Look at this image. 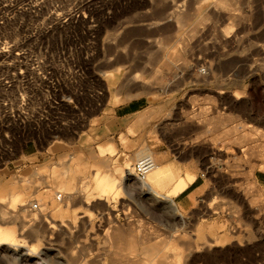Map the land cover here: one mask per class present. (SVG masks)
<instances>
[{
  "label": "rangeland",
  "instance_id": "obj_1",
  "mask_svg": "<svg viewBox=\"0 0 264 264\" xmlns=\"http://www.w3.org/2000/svg\"><path fill=\"white\" fill-rule=\"evenodd\" d=\"M222 2L0 0V181L13 182L3 193L0 187V194L38 186L39 193L28 191L37 201L58 177L75 191L72 199L63 196V217L45 204L54 230L42 219L23 231L22 217L8 209L14 219L9 215L0 224L24 232L21 241L37 255L0 252V264L141 263L147 249L166 241L177 249L180 264H264V200L246 213L243 199L258 195L250 184L264 171V0ZM171 64L184 68L161 69ZM117 66L111 89L119 93L118 103L110 106L139 99L144 110L125 120L109 110L104 123L95 119L89 129L69 134V119H82L69 109L75 99L99 95ZM135 76L149 86L132 84ZM103 93L110 102V90ZM123 128L127 134L117 136ZM27 142L31 156L24 151ZM108 142L115 151L101 156ZM143 146L202 181L205 191L184 222L134 177L122 180L115 196L96 189L94 173L109 174L114 165L132 168ZM79 156L87 164L82 173L74 167ZM20 177L32 183L20 184ZM50 202L60 203L54 195ZM213 222L226 225L218 237H234L224 248L200 245L207 242L198 225Z\"/></svg>",
  "mask_w": 264,
  "mask_h": 264
},
{
  "label": "bare ground",
  "instance_id": "obj_2",
  "mask_svg": "<svg viewBox=\"0 0 264 264\" xmlns=\"http://www.w3.org/2000/svg\"><path fill=\"white\" fill-rule=\"evenodd\" d=\"M31 1V0H30ZM207 2H209L210 0H206ZM229 1V2H228ZM230 1H237V0H223V2L220 4V5H222V4H225V6H226V3L228 2V3H230ZM45 2V1H44ZM61 2V1H60ZM53 3V2H52ZM235 3V2H234ZM233 4V3H232ZM234 5V4H233ZM237 5V4H236ZM228 6H230V5H228ZM43 7V6H42ZM222 7V6H221ZM225 10H226V8H224ZM223 9V10H224ZM69 10V9H68ZM66 12V11H65ZM61 14V13H60ZM204 14H206V13H204ZM203 14V15H204ZM55 15V14H54ZM175 15V14H174ZM206 15H208V14H206ZM204 16V19H201V20H207V16ZM176 17V16H175ZM174 21V20H173ZM178 21V20H177ZM199 21H200V19H199ZM176 22V21H175ZM184 22V21H183ZM2 23V22H1ZM199 23V22H198ZM56 24V23H55ZM66 25V24H65ZM168 27V26H167ZM164 28V27H163ZM220 36V35H219ZM226 36V35H225ZM225 36H224V38H225ZM229 37V36H228ZM227 39V38H226ZM236 40V39H235ZM229 42V41H228ZM187 44V43H186ZM17 46V45H16ZM185 47V46H184ZM6 49V48H5ZM186 49V48H185ZM4 51V50H3ZM187 51V50H186ZM185 51V52H186ZM183 53V52H182ZM3 56V55H2ZM117 57V56H116ZM121 59V58H120ZM123 60V59H122ZM172 60V59H171ZM179 60H181V59H179ZM111 61V60H110ZM115 61V60H114ZM122 62V61H121ZM163 63V62H162ZM171 63H172V61H171ZM148 67V66H147ZM170 68H172V67H170ZM169 68V69H170ZM168 69V68H167ZM169 69H168V71H169ZM176 71V70H175ZM175 73V72H174ZM114 78V77H113ZM135 78H136V76H135ZM137 78H139V77H137ZM138 80V79H137ZM136 80V81H137ZM141 80V79H140ZM133 83H137V82H135V79L133 78ZM147 81V80H146ZM139 82H141V81H138V83ZM137 83V84H138ZM143 84H146V82H142V86H144ZM151 84V83H150ZM158 84V83H157ZM160 84V83H159ZM139 86H140V83L138 84ZM135 86H137L136 84H135ZM147 86H149V85H147ZM151 87V86H150ZM141 88V87H140ZM144 88V87H143ZM131 89V88H130ZM115 96H116V94H115ZM111 103V102H110ZM115 103V102H114ZM208 121V120H207ZM233 134V133H232ZM235 134V133H234ZM243 136V135H242ZM244 137V136H243ZM239 138V137H238ZM246 138H248V137H246ZM241 139H243V138H241ZM242 141H245V140H242ZM239 142V141H238ZM248 142V141H247ZM237 143V142H236ZM240 143V142H239ZM246 143V142H245ZM244 144V143H243ZM242 144V145H243ZM245 146V145H244ZM252 150H253V148H251ZM261 149V148H260ZM262 149H263V147H262ZM255 150V149H254ZM254 150L252 151V153L254 152ZM259 152V151H258ZM260 153V156L263 158L264 157V151H260L259 152ZM255 154V153H254ZM253 155V154H252ZM255 155H257V154H255ZM147 156H150V157H152L153 158V160H154V162H155V159H154V157H153V154L151 153V152H144V154H142L141 155V157H140V160L142 159V158H144V157H147ZM260 156L258 155L257 157H259L260 158ZM263 160V159H262ZM139 161V160H138ZM262 163V162H261ZM136 164V163H135ZM134 164V165H135ZM155 164H156V162H155ZM68 168V167H67ZM132 168H133V166H132ZM132 168H130V169H128V171H126L125 173H124V175H123V178L122 179H120L119 178V176L118 175H120L121 174V172H116L117 174H116V176H113V175H111V174H105V175H103L102 174V176H98L97 177V174L95 175L96 176V189H98V190H100L101 192H103V193H106V194H110V195H114L115 196V194L117 193V190L120 188V184H121V181L123 180V179H125V180H128V181H131V180H133V177L134 178H136L135 176H134V173H133V169ZM255 168V167H254ZM254 168L253 169H251L250 170V172H249V174H250V176H252V174H253V172H254ZM67 171H68V169H66ZM74 172V170H71V168H69V172L71 173V172ZM68 172V173H69ZM80 172V171H79ZM67 173V172H66ZM82 173V172H81ZM107 173V172H106ZM35 174H36V172H35ZM99 174V173H98ZM37 175H40V173L39 174H37ZM72 175V174H71ZM115 175V174H114ZM43 176H45V174H43ZM58 176V175H57ZM67 176L69 177L70 175H68L67 174ZM168 173L166 172V171H163V170H161L158 166H157V164H156V166H155V168H154V170L153 171H151L147 176H146V178L144 179V180H140V179H138V178H136L139 182H138V185H139V187L143 190H145V191H147L148 193H150V194H152V196H154L155 198H160V197H162V193H163V190H164V185H165V180L168 178ZM39 177V176H38ZM22 178V177H21ZM24 178V177H23ZM28 178V177H27ZM57 178V177H56ZM67 178V177H66ZM39 179H41V180H44V181H46V178H43V177H41V175H40V177H39ZM196 179V176L195 175H192V174H187L186 175V177L185 178H179V181H178V183L176 184V186L170 191V192H168L169 193V195H175V194H177L179 191H181V190H183L189 183H191V182H193L194 180ZM20 180V179H19ZM25 180L27 181V182H31V180H27V179H24V182H25ZM135 180V179H134ZM13 183V182H12ZM23 183V182H22ZM32 183V182H31ZM72 183V182H71ZM176 183V182H175ZM11 184V183H10ZM21 184V183H20ZM23 185V184H22ZM54 185H56V186H50V185H48L47 186V189H46V191H44V193L42 194V196H40V198L37 200V201H33L32 200V198H31V195H29V193H28V191H32V192H34V193H39V191H40V187H38V186H34V189H33V187L31 188V187H29V186H27V187H24V189H19V190H15V191H13L10 195H6V196H3V195H1L0 196V223H2L3 225H4V223H7L8 221H9V215H10V212L8 211V209H10V210H12V211H16L17 212V214H19L21 217H22V220H23V222L22 223H24L23 225H21V230H23V231H28V229L29 228H32L33 226H35V224L36 223H39L42 219H44L45 221H48L49 222V220L48 219H45V217H46V215H47V210H46V208H45V206L46 205H48L49 206V208L51 207V209H53V211H55V213H58L57 215L60 217H63V212H62V201H63V198L65 197V200L66 199H72V195L74 194L75 195V191L73 190V188H72V186H71V184L69 183V181H68V179H64V178H57V179H55V184ZM87 185H89V184H87ZM174 185V184H173ZM251 190L253 189V191L254 190H256V191H258V195L255 197L254 195H252V192H251V194H250V191H249V194L250 195H252V196H254L253 198H251V199H249L248 197H247V195H246V197H245V195L243 194V193H245V192H242V194H243V199L245 200V201H247L248 202V205L250 206V208L251 207H253L256 203H258L259 201L261 202V200L263 199L264 200V195L260 192V188L258 187V185H257V182H256V180L255 179H253L252 181H251ZM24 186V185H23ZM90 186V185H89ZM76 188H77V186H76ZM86 188H88V186L86 187ZM94 188H95V186H94ZM172 188V187H171ZM170 188V189H171ZM249 188V189H250ZM57 189H60V190H57ZM93 189V188H92ZM91 189V190H92ZM76 190V189H75ZM77 190H78V188H77ZM82 190H83V188H82ZM245 191H246V189H244ZM80 191V190H79ZM247 191H248V189H247ZM10 192V191H9ZM77 193H78V191H76ZM61 193H63V195L61 194ZM76 193V194H77ZM247 193V192H246ZM245 193V194H246ZM59 194H61V198L60 199H58V196H59ZM52 195H54L55 196V200L56 201H60V203H57V204H53L52 202H50V200H51V198H52ZM78 195V194H77ZM81 195V194H80ZM64 196V197H63ZM106 195H103V197H105ZM249 196V195H248ZM8 197V198H7ZM6 198H7V200L8 201H5L6 200ZM77 198H78V196H77ZM76 198V199H77ZM80 198H82V197H80ZM79 198V199H80ZM88 198V197H87ZM49 199V200H48ZM73 199H74V197H73ZM102 199V198H101ZM162 199V198H161ZM48 200V201H47ZM90 200V199H89ZM87 201V199H86V202H89L90 203V201ZM102 200H105L106 201V203H108V200H107V198H103ZM168 200V199H167ZM47 201V202H46ZM93 201V200H92ZM76 202H77V200H76ZM170 207L176 212V214H178V210H177V208H176V206H175V204H174V202L172 201V200H170ZM34 203H38L40 206H41V210L40 211H35V210H33V208H32V204H34ZM104 203V202H103ZM46 204V205H45ZM168 204V203H167ZM51 205V206H50ZM84 205V204H83ZM27 207H29V209L27 208ZM106 207H107V204H106ZM108 208V207H107ZM254 208V207H253ZM108 209H110V208H108ZM230 209H231V207H230ZM232 211V210H231ZM12 214V213H11ZM175 214V215H176ZM179 215V214H178ZM11 217H13V215H10ZM41 218H40V217ZM29 218V219H28ZM12 219H14V217L12 218ZM11 219V220H12ZM8 220V221H7ZM39 221V222H38ZM184 221V220H183ZM11 223V222H10ZM50 223V222H49ZM2 224H0V252H10V253H19V256L20 257H26V258H28V257H33V256H36L37 255V251L35 250V249H27V247H26V245L21 241L22 239V237H20V236H22V234L24 233V232H22V231H20V232H22V233H18L19 235H17V232L15 231V230H13V229H5L4 228V226L2 225ZM27 224H28V226H27ZM50 224H53V223H50ZM49 224V225H50ZM39 227V226H38ZM44 227V226H43ZM55 227H57L56 226V224L54 225H52V226H50V227H48V229L50 228H52L53 230L55 229ZM121 229V228H120ZM123 229V228H122ZM51 231V233L53 234L54 233V231ZM114 230V229H113ZM56 231V230H55ZM119 231V230H118ZM121 231V230H120ZM35 232V233H34ZM33 233L34 234H37V230H35ZM112 233L114 232V231H111ZM110 231H109V233H111ZM115 233V232H114ZM116 233H117V231H116ZM115 233V234H116ZM129 233H130V231H129ZM131 233H132V231H131ZM150 233V232H149ZM118 234H120V235H122L123 237H124V234H121V233H118ZM116 235V236H120V235ZM109 234H108V231H106V234H105V236H108ZM111 235V234H110ZM133 236V235H132ZM207 236V235H206ZM108 237H110V236H108ZM112 237V236H111ZM208 237V236H207ZM107 238V237H106ZM114 238V237H113ZM206 238V237H205ZM109 239V238H108ZM115 239H116V237H115ZM152 239V238H151ZM208 239V238H207ZM217 239V238H216ZM117 240V239H116ZM119 240V239H118ZM209 241V240H208ZM116 242V241H115ZM220 241H216V243H219ZM114 243V242H113ZM122 243V242H121ZM213 243V242H212ZM117 244V243H116ZM118 244H119V242H118ZM143 244V243H142ZM186 244H188V243H186ZM193 244H194V242H193ZM228 244V243H227ZM123 245V244H122ZM133 245V244H132ZM135 245H137V244H135ZM140 245V244H139ZM189 245H191V244H189ZM200 245H202V244H200ZM203 245H205V244H203ZM213 245V244H212ZM111 246V245H110ZM115 246V245H114ZM119 246V245H118ZM117 246V247H118ZM141 246V245H140ZM183 246H184V244H183ZM194 246V245H193ZM206 246V245H205ZM208 246V245H207ZM206 246V247H207ZM227 246V245H226ZM119 247H121V246H119ZM123 247V246H122ZM185 247H187V246H184V248ZM189 247V246H188ZM187 247V248H188ZM183 248V247H182ZM187 248H186V250H185V252L187 251ZM195 247H193L192 248V250L194 249ZM203 248V247H202ZM208 248V247H207ZM210 248V247H209ZM212 248V247H211ZM224 248V247H223ZM200 248L198 247V248H195V252H198V250H199ZM108 250V249H107ZM122 250V249H121ZM132 250V249H131ZM137 250V249H136ZM136 250H135V252H136ZM177 249H175L174 247H173V245H172V243H171V241H166V242H160V243H158L157 245H154V246H152V248H150L149 250L147 249L146 250V252H145V255H146V258H145V260H142L141 261V263L139 262L140 260H138V258L136 259V260H138V262L137 261H134V257H137V256H134L132 259H133V264H135V263H138V264H180V261L179 260H177L178 258H180V256H179V254L177 253V251H176ZM211 250V249H210ZM116 251V250H115ZM118 251V250H117ZM116 251V252H117ZM133 251V250H132ZM131 251V252H132ZM191 251V250H190ZM108 252V251H107ZM115 252V253H116ZM70 253V252H69ZM113 253V252H112ZM143 253V252H142ZM5 254V253H4ZM109 254V253H108ZM131 254V253H130ZM188 254H190V253H187V255ZM196 254V253H195ZM195 254H194V256H195ZM119 255L120 254H118V257H119ZM135 255V254H134ZM186 255V256H187ZM117 256V255H116ZM115 256V262H118L119 260L121 261V258L119 259H116L117 257ZM130 256V255H129ZM122 257V256H121ZM132 257V256H131ZM193 257V256H192ZM114 258V257H113ZM125 258H127V256H125ZM124 258V259H125ZM186 258V257H185ZM197 258V257H196ZM76 259V258H75ZM100 259V258H99ZM123 259V258H122ZM123 259V260H124ZM130 259L131 258H129L128 257V261H130ZM187 259V258H186ZM27 260V259H26ZM100 260H102V259H100ZM122 260V261H123ZM127 261V262H128ZM187 261V260H186ZM77 262V261H76ZM92 262V261H91ZM123 262H125V261H123ZM123 262H122V264H123ZM131 262H132V260H131ZM135 262V263H134ZM182 262V261H181ZM90 263V262H89ZM98 263H101V262H98ZM121 263V262H120ZM120 263H117V264H120ZM92 264V263H91ZM113 264V263H112ZM128 264V263H127ZM130 264H132V263H130Z\"/></svg>",
  "mask_w": 264,
  "mask_h": 264
},
{
  "label": "crops",
  "instance_id": "obj_3",
  "mask_svg": "<svg viewBox=\"0 0 264 264\" xmlns=\"http://www.w3.org/2000/svg\"><path fill=\"white\" fill-rule=\"evenodd\" d=\"M171 20L172 19H170L169 21H171ZM170 67H172V68H170ZM167 68L168 69L170 68L171 70H174V69L175 70H181V69L183 70L184 67H181V64H171V66L161 68V69H167ZM186 69L193 70V67H188ZM196 69H198V68H196ZM206 69L207 68H205V67L204 68L200 67V69H198V70H206ZM114 71H115L114 73H112L113 71L107 73V76H108L107 81H108L109 87H107V84H105V83L103 84L104 85L103 88L105 91L107 89L110 90V93H111L110 102L111 103L109 102V97H107V95L106 96L104 95L103 89H100L99 95H88V96H84V97L79 98V99H75V102H76L75 105L71 106L69 109L71 111H75V112L79 111L82 115V119L77 120V121H76V119L74 121L73 118H71V120L69 119V132H68L69 134L74 133L76 128H79L82 126H86L89 129L91 127V121H93L95 119L99 120L100 124L104 123L103 117L107 115L109 110L114 114L115 118L119 119V120L128 119L129 117L137 115L144 110V102L139 100V99L131 100V101L119 104V105L114 106V107L110 106V104L115 105L116 103H118V96H119L118 95L119 93H117V92L113 91V89H111L114 86L115 80L118 77V72L120 71L119 67L118 66L115 67ZM137 77L138 76H136V78L134 77V79H135V82L138 83V81H141V80ZM133 82L134 81L132 79L131 83L137 85V83H133ZM142 82L143 81L139 82L140 83L139 87H142V88L144 87L143 89H145L147 87V84H143L144 86H142ZM101 87H102V85H101ZM115 94H116V96H115ZM136 97H134V98H136ZM76 104H78V105H76ZM72 129H73V131H72ZM129 129L133 130V128H129ZM126 130H128V128H126ZM119 134H127V132L124 131V128H123L121 132H119V133L117 132V136H119ZM24 151L29 156L33 155V148L30 146V143L27 142V145H26ZM114 151H115V147H114L112 142H108L107 144L101 145V147L99 149L101 156L104 155L106 152L107 153H113ZM144 152H151L153 154V157L155 159L157 166L161 170L166 171L169 175L168 178L165 180V185H164L162 197L156 198V199L164 202L166 204L167 208H169L171 210V212L173 213L174 216L180 217V219L182 221L185 220V214H189L194 209V207L197 203V200L202 196L203 192L205 191V188H204L202 181L190 169L179 167L176 163H174L172 161H168V160L165 161V158H163L161 156V154H156L147 146H143L141 148V150L139 151V153H138L139 160H140L141 155L144 154ZM67 164L69 167V163H67ZM74 167L78 168V171H80V173L84 172V169L87 167V164H85L83 162L82 156H79L77 158V161H76ZM112 168H113V170L109 174H111L113 176H116V174H117L116 172H118V171L121 173H125L128 170L127 167L122 169L116 165H114ZM188 173L195 175L196 179L193 182L189 183L183 190L179 191L177 194L169 195L168 192H170L176 186V184L179 181V178H185ZM96 174L98 176H102L103 173H99V174L97 172L94 173V179L96 177L95 176ZM103 175H105V174H103ZM255 180L257 182L258 187L264 191V171L259 170L258 172H256ZM17 181L19 183H22L24 180H23V178L20 177V178H18ZM3 182H4V180L0 181V187L2 189L1 193L8 190L9 189L8 185H10V183H12V182H6V183H3ZM95 182L96 181H94V183ZM123 182H130V181L123 179ZM137 182H139V181L137 180ZM145 192L152 196V194L148 193L147 191H145ZM0 196H1V194H0ZM152 197H154V196H152ZM170 200H172L174 202V204L178 210L179 215L176 214V212L170 207V203H171ZM58 202H60V201H58ZM255 208H252V207L250 208V206H249V207H247L245 212L250 213L251 210H253ZM246 226H247V223H245V228H246ZM225 227H226L225 223H220V222H213L209 226H206L204 224H199L197 232L200 235L204 236V238L206 237L205 240L207 242V243L203 242L202 246L208 245V246L213 247L214 249H220V248L225 247L226 245H229L234 238V237L231 238L232 235H230V236L225 235L224 238H220L217 235V232L219 230L225 229ZM245 228H243V230ZM231 229H232V227H231ZM231 229H230V231H231ZM236 239L240 240L238 238H236ZM216 241H220V242L216 243ZM203 244H205V245H203ZM239 246H241V245H239ZM220 264H231V263H220ZM232 264H243V263L241 261H236Z\"/></svg>",
  "mask_w": 264,
  "mask_h": 264
},
{
  "label": "built area",
  "instance_id": "obj_4",
  "mask_svg": "<svg viewBox=\"0 0 264 264\" xmlns=\"http://www.w3.org/2000/svg\"><path fill=\"white\" fill-rule=\"evenodd\" d=\"M199 71V70H198ZM44 74V73H42ZM41 75V74H38ZM23 102H26L25 98H22ZM24 105V103H23ZM156 164L153 160L152 157L147 156L142 158L141 160H139L134 166H133V173L134 176L140 180H144L146 178V176L154 170ZM61 198V194H59L58 199ZM32 208L35 211H40L41 210V206L38 203H34L32 204Z\"/></svg>",
  "mask_w": 264,
  "mask_h": 264
}]
</instances>
